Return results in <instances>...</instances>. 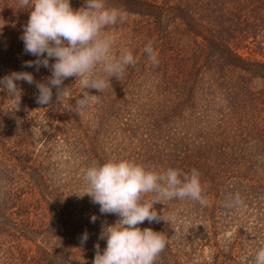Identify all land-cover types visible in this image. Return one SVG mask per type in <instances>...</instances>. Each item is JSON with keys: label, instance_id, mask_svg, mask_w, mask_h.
Here are the masks:
<instances>
[{"label": "rangeland", "instance_id": "1", "mask_svg": "<svg viewBox=\"0 0 264 264\" xmlns=\"http://www.w3.org/2000/svg\"><path fill=\"white\" fill-rule=\"evenodd\" d=\"M71 4L78 9L84 0H71ZM0 11L3 17L1 20L0 16L3 37L0 39V79L14 71L31 72L38 81L50 76L47 68L41 67L35 73L34 68L23 67L25 61L36 59L21 53L19 46L30 10L21 9L19 0H0ZM177 14L167 9L161 25L153 27H148L140 17L128 14L124 23L106 29L115 41L112 54L118 55L128 48L137 61L126 69L121 81L113 77L111 87L106 89L129 93L128 104L119 110L124 125L133 128L141 119L149 122L159 117L155 120H167L171 142L179 134L191 142L196 136L194 123H202L206 115L216 114L217 110L228 109L229 103L224 100L228 98L226 92L235 80H240L241 71L227 66L226 55L212 51L209 56H202L199 51L202 39L194 35L202 30L196 23L188 26ZM261 14L264 28V11ZM245 25L242 22L238 28L246 29ZM261 35L254 39L239 34L236 52L246 59L262 60L255 54L256 42H264V33ZM149 45L158 56L157 67L151 65L145 53ZM24 84V89L20 87L19 104L14 99L6 101L2 98L5 91H0V103L11 108L9 112L20 114L26 120L23 124L28 125L27 132L12 136L5 146L0 144V264H82L77 261L78 255L83 252L87 258L95 248V245L81 244L82 234L87 231L88 238L98 239L94 237L100 236L102 224H114L118 218L101 215L99 205L83 195L87 190L83 175L88 167L86 163L92 158L80 156L82 149L76 150L78 145L74 140L82 135L88 139L94 134L95 125L101 124L99 91L88 89L94 97L88 107L81 109L76 101L86 89L80 79H66L63 87H68V91L57 100L54 88L52 101L43 105L37 102L35 85ZM252 87L261 93L264 82L253 80ZM262 107L263 104L254 109L249 106L247 111L248 116L255 114V122L264 125ZM13 117L20 120L19 116ZM133 131V138L138 139L139 130ZM185 132L191 133V137ZM263 178L224 189L220 195V238L237 239L238 236L237 248L242 251L256 252L264 246ZM237 195L242 204L229 206ZM93 215L97 217L94 223L91 222ZM204 256L207 258L208 253Z\"/></svg>", "mask_w": 264, "mask_h": 264}, {"label": "trees", "instance_id": "2", "mask_svg": "<svg viewBox=\"0 0 264 264\" xmlns=\"http://www.w3.org/2000/svg\"><path fill=\"white\" fill-rule=\"evenodd\" d=\"M107 3L140 17L148 27L161 25L167 9L179 13V19L188 26L191 23L198 24L202 32L194 31V35L202 39L199 45L201 55L207 57L212 51L226 55L227 66L241 71L240 80H235L231 84V90L226 92L228 98L224 100L229 103L226 111L217 110L216 114L206 115V119L201 120L202 123L193 124L196 136L191 142L182 137L184 134H179V138H174L171 142L167 120H155L159 117L152 118L149 122L141 119L133 128L124 125L120 120L119 110L121 106L128 104L129 93L105 89L97 97L102 106L99 117L101 124L95 125V132L88 139L84 135L74 138L78 145L76 150L82 149L80 156L92 158L86 166L92 161L103 163L117 157L133 159L157 170L173 167L190 172L195 168L201 173L206 205L201 206L198 202L187 199L156 203L155 209L165 220L151 224L145 221L139 225L141 229L151 227L168 236L167 246L156 264H251L255 251L239 250L238 236L237 239L220 238L218 202L222 205L219 199L224 189L236 188L244 182L264 177V125L255 122V114L248 116L247 111L249 106L254 109L260 104H263L264 109V90L256 93L252 87L253 80L264 82V42H256L255 46V54H259L262 60L246 59L235 49L239 43V34L243 38L262 37L264 28L260 21L264 0H107ZM0 16L2 20L1 11ZM242 22L246 24V29L238 28ZM2 38L0 34V39ZM19 42L20 52L26 53L23 41ZM24 83L26 82H17L23 89ZM2 95L6 101L13 100L7 93ZM258 109L259 112L262 111ZM10 110L4 103H0V144L3 146L12 136L19 137V133L28 131V125L23 124L26 120L18 113L9 112ZM11 115L19 116L20 120ZM11 117L14 120L11 121ZM133 129L139 130L138 139L133 138ZM185 134L191 137V133ZM22 159L25 162L26 156ZM216 192L219 196L214 194ZM152 195L149 194L146 199H151ZM94 238L98 239L88 238L84 244L93 247L99 243L102 252L106 247V240L99 239V236ZM205 252L208 253L207 258L204 256ZM95 253L96 249L92 248L85 258L81 252L77 257L78 263L93 264Z\"/></svg>", "mask_w": 264, "mask_h": 264}, {"label": "clouds", "instance_id": "3", "mask_svg": "<svg viewBox=\"0 0 264 264\" xmlns=\"http://www.w3.org/2000/svg\"><path fill=\"white\" fill-rule=\"evenodd\" d=\"M19 4L21 9L30 10L21 36L24 51L36 57L25 61L23 67L36 71L44 67L51 75L38 81L31 72L14 71L0 79V91H6L17 104L22 94L18 81L35 85L37 102L43 105L52 101L54 88L59 100L69 89L63 87L64 81L75 77L86 89L76 106L86 108L94 97L88 89L103 92L111 87L113 77L121 81L126 69L136 64L128 48L112 54L114 37L106 31L127 20L126 9L109 6L107 0H84L78 9L72 7L71 0H19ZM145 53L157 67L158 56L150 45ZM83 179L87 184L83 195L99 205L101 215L118 217L114 224H102L99 239L106 240V247L101 252L99 243L95 244L93 264H156L168 236L151 227H139L145 221L151 224L165 220L154 205L186 199L201 206L207 204L201 173L195 168L190 172L173 167L157 170L133 159L112 157L103 163L92 161ZM149 194L152 198L146 199ZM241 204L238 195L229 202V206ZM96 219L93 215L91 222ZM87 239L85 231L81 244ZM251 264H264V246L255 252Z\"/></svg>", "mask_w": 264, "mask_h": 264}]
</instances>
